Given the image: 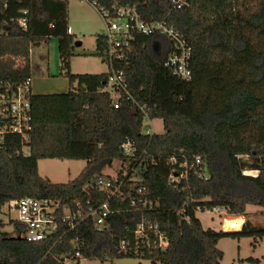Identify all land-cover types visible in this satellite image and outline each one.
Listing matches in <instances>:
<instances>
[{
    "label": "trees",
    "instance_id": "obj_1",
    "mask_svg": "<svg viewBox=\"0 0 264 264\" xmlns=\"http://www.w3.org/2000/svg\"><path fill=\"white\" fill-rule=\"evenodd\" d=\"M243 1L190 0L175 12L170 0H99L106 7L137 4L143 20L167 21L192 47V77L183 81L164 66L172 50L169 39L139 38L121 64L127 95L118 99L115 109L114 97L105 91L109 71H69L75 41L67 0H0V56L23 57L18 71L0 64V84H23L30 77V48L53 38L58 41L61 74L69 83L67 93L30 95L26 153L18 136L0 141V208L9 200L29 197L61 204L108 202L115 210L102 231L88 219L74 231L62 227L57 236L42 242L0 238V264H63L62 257H72L75 250L90 261L139 258L122 254L119 243L126 240L133 246L142 219L157 223L167 242L164 249L141 251V259L150 264H220V239L264 240V227L246 222L240 231L225 233L205 229L197 218L214 208L229 216H245L248 205L264 211V168L250 166L258 171L252 177L240 166L245 155L264 160V0H251L254 6L240 11ZM96 40V56L106 64L105 41L102 35ZM142 106L150 120L162 121V134L142 133ZM127 142L136 147L134 159L144 161L141 182L135 185L156 201L150 212L130 205L137 197L134 190L120 198L87 188L113 161L133 165L134 160L123 157L121 147ZM195 156L201 157L207 180L198 177L199 170L189 169L175 187L169 182L172 170L186 172L180 164L191 165ZM172 157L175 164L169 163ZM44 159L86 164L74 181L55 185L38 174L37 163ZM245 262L260 264L254 258Z\"/></svg>",
    "mask_w": 264,
    "mask_h": 264
},
{
    "label": "built area",
    "instance_id": "obj_2",
    "mask_svg": "<svg viewBox=\"0 0 264 264\" xmlns=\"http://www.w3.org/2000/svg\"><path fill=\"white\" fill-rule=\"evenodd\" d=\"M64 1V0H58ZM172 11H181L189 5L190 0H170ZM97 13L100 14L105 23V31L102 38L105 41V48L102 52V58L108 66L109 76L108 84L114 93L113 107L117 109L120 106L118 99L126 92V77L121 64L124 56L138 42L139 38L151 36L164 37L169 39L172 44V50L167 55L164 63L165 68L171 71L173 76L188 81L191 79L192 70V47L186 38H183L173 26L167 21L150 22L143 20L139 6L137 4H127L118 6L117 4L106 7L99 0H90ZM26 14L25 12L23 13ZM25 19H21L20 24L24 25ZM1 68L14 70L10 57L0 56ZM15 71V70H14ZM31 79L28 77L23 84L15 85L10 82L0 84V141L8 135L18 136L23 150L26 153L25 144L29 140L31 131L32 115L29 102ZM145 115L146 120H150L145 113V107L139 108ZM148 133V132H147ZM147 135H153L148 133ZM123 157L127 161L134 160L133 165L128 168L127 164L121 165L116 171L117 177L111 178L106 175L96 176L94 181L87 185L90 190L106 192L109 197H122L125 191L134 190L137 197L132 198L130 205L140 211L150 212L157 205L156 201L147 198V191L143 186H136L141 182V174L145 168L141 157L135 158L136 147L133 142H127L121 147ZM154 164V160H151ZM169 163L175 164L176 158L172 157ZM180 167L186 170L177 174L171 173L169 182L177 184L185 180L189 169L199 170L198 177L207 180L208 174L202 169V160L200 156H195L191 165L184 161ZM130 173V174H129ZM3 210L7 214H13L9 221L15 225L20 234V238L29 243L42 242L57 236L64 227L69 232L74 231L76 227L85 220L90 219L94 229L102 231L106 226L107 219L114 214L108 202L94 203L90 202L73 204H61L49 198L33 199L23 197L6 202L0 208V214ZM222 211L221 208H214L206 211L204 214H213ZM2 227L0 222V228ZM134 243L126 240L120 241V252L124 255L134 253L140 259L144 256L141 251L144 248H166L167 242L165 234L158 228L157 223H151L149 220L142 219L136 226L133 234ZM76 244L74 248L76 249ZM81 258L79 250H75L72 257L63 256V264H77Z\"/></svg>",
    "mask_w": 264,
    "mask_h": 264
},
{
    "label": "rangeland",
    "instance_id": "obj_3",
    "mask_svg": "<svg viewBox=\"0 0 264 264\" xmlns=\"http://www.w3.org/2000/svg\"><path fill=\"white\" fill-rule=\"evenodd\" d=\"M90 0H67L68 3V22L70 34L73 35L74 45L72 55L70 57L69 71L77 75L105 74L108 71V66L96 56L97 53V36L102 35L105 31V23L101 16L95 10L94 6L89 3ZM244 8H252L254 3L251 0L243 1ZM80 43V45H76ZM32 48V47H31ZM30 48V49H31ZM34 51V52H33ZM32 52L28 54L29 67L31 69L30 79L31 95H54L63 94L69 91L68 79L62 76L61 62L59 60L58 41L56 38L49 39L46 43H42L38 47H34ZM11 63L16 68H21L23 57L19 54L7 53ZM41 62L45 69L46 84L45 88L36 93V80L34 71H38L41 67ZM42 67V68H43ZM15 70V69H14ZM18 71V70H17ZM110 96H114L110 87L105 88ZM162 134L163 123L159 119L144 120L142 133L143 134ZM263 157L244 156L240 157L244 175L252 177L257 176L258 171L250 169V166L264 167ZM85 161L75 160H39L37 163L38 174L45 179H48L52 184H65L74 181L84 168ZM121 167V162L115 160L110 168L104 172L106 176L112 179L117 177V170ZM223 210L218 213L204 214L198 213L197 218L200 220L205 229H213L220 231L223 226L224 230L242 229L243 224L248 222L250 225L257 228L264 227V211L258 207L248 205L246 215L242 218H227ZM13 214H7L4 210L0 214V238H18L20 236L15 225L9 222L13 218ZM229 216V215H228ZM222 225V226H221ZM227 233V232H225ZM218 248L223 253V258L220 264H248L245 262L247 258H254L264 264V240H254L253 238H233L227 237L218 241ZM77 264H150L147 260L139 258H117L114 261L108 259H96L93 261L80 258Z\"/></svg>",
    "mask_w": 264,
    "mask_h": 264
},
{
    "label": "crops",
    "instance_id": "obj_4",
    "mask_svg": "<svg viewBox=\"0 0 264 264\" xmlns=\"http://www.w3.org/2000/svg\"><path fill=\"white\" fill-rule=\"evenodd\" d=\"M69 32H70V28H69ZM32 51H33V48H31L29 52H32ZM40 66L41 67L38 69V71H34L35 80H36V93H37V91H41V89L45 88L44 85L46 84V81H43V80H46V78H45V69L43 67L44 65L42 64V62H41V65ZM30 72H31V69H30ZM31 84H32V81H31ZM31 84H30V90H31V87H32ZM36 95H42V94H36ZM227 218H242L243 219V216H228L227 215L226 217L223 218L222 222L224 220H226ZM221 231L222 232H234V231H238V230L237 229L224 230V228L222 226L221 227Z\"/></svg>",
    "mask_w": 264,
    "mask_h": 264
},
{
    "label": "water",
    "instance_id": "obj_5",
    "mask_svg": "<svg viewBox=\"0 0 264 264\" xmlns=\"http://www.w3.org/2000/svg\"><path fill=\"white\" fill-rule=\"evenodd\" d=\"M76 45L78 46V45H80V43H76ZM17 70H19V66H17V67L15 68V71H17ZM240 166H241V168H242L241 161H240ZM263 168H264V167H263ZM10 239H17V240H20L21 238L18 237V238H10Z\"/></svg>",
    "mask_w": 264,
    "mask_h": 264
},
{
    "label": "bare ground",
    "instance_id": "obj_6",
    "mask_svg": "<svg viewBox=\"0 0 264 264\" xmlns=\"http://www.w3.org/2000/svg\"><path fill=\"white\" fill-rule=\"evenodd\" d=\"M250 175V174H249Z\"/></svg>",
    "mask_w": 264,
    "mask_h": 264
}]
</instances>
